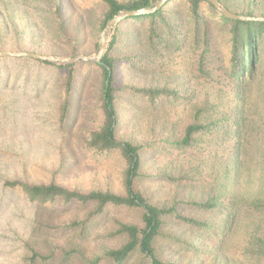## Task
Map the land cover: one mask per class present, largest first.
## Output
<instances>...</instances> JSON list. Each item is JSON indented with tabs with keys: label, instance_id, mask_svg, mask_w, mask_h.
Segmentation results:
<instances>
[{
	"label": "rangeland",
	"instance_id": "374dc122",
	"mask_svg": "<svg viewBox=\"0 0 264 264\" xmlns=\"http://www.w3.org/2000/svg\"><path fill=\"white\" fill-rule=\"evenodd\" d=\"M224 2L238 13L251 11L260 17L264 10L261 0ZM59 5L65 31L59 38H53L48 29L49 1L0 0V11L6 10L5 13L12 16V20L7 21L22 30L21 34L11 35L12 41L6 42V49L0 50V53L29 52L65 58L94 55L102 31L99 21L104 6L97 0H60ZM169 8L174 31L164 29L165 36L156 44V48L148 42L146 27L142 24L123 27V40L115 53L122 59L115 71V87L118 90L126 85L179 87L188 96L195 91L191 101L198 108L207 106L205 102L210 105H216L219 101L223 103L220 110L224 113V121H234L240 114V107L245 104L242 115L244 121H248L246 134L251 141L253 137L257 139V127L261 125L260 121H264V77L260 76L254 84L243 88L236 86L225 72L224 60L227 61L229 57L225 34L224 39L222 35L214 36L209 48L197 52L186 7L176 1ZM26 13L33 15V21L29 16L24 20ZM16 39L20 46L14 44ZM175 41L179 44L173 45ZM203 53L204 73L197 65ZM75 65L78 69L77 87L65 132L59 130L58 124L65 76L45 69L26 71L22 68L14 69L10 74L9 71L4 72L8 69L0 67V80L7 77L10 80L11 75L17 77V88L5 90L0 87V264H106L105 260L98 262L97 257L124 242L123 237L114 235L117 222L141 225L138 211L109 208L104 215L86 222L93 211L91 207L66 205L61 201L40 205L17 191L3 187L6 179H21L34 183L53 181L83 192L123 191L125 163L120 154L96 156L83 149L88 132L101 124L100 112L97 111L100 105V75L89 69L87 63ZM118 94L121 138L151 144L168 135L166 126H175L174 136H182L189 118L178 121L179 112L175 105L171 107L172 114L167 111L146 114L151 108L145 100L127 92ZM170 105L167 103L163 107H156L160 110ZM190 108L192 114L196 107ZM224 125L234 130L233 123L225 122ZM233 141L231 135H223L211 146L209 142L205 143L200 154L198 151L189 152L185 155L186 159L192 164L198 154L202 156L201 160L206 161L205 169L208 170L213 165L215 154H220V160L224 163L230 159ZM220 142L221 145H218ZM254 147L255 144L247 150L246 160L241 167V183L246 187L247 196L259 189L264 177V158ZM180 157L174 150L148 149L143 154V172L154 176L172 161H179ZM151 182L140 180L137 185L154 202L163 203L164 195L157 193L160 184ZM194 213L186 211V214L201 220L210 219V216ZM256 222L249 207L243 204L241 215L223 245L219 244L215 234L188 231L174 225L176 227L167 229V232L181 233L186 239L195 238L199 243L198 250L196 247L194 251L181 250L184 249L181 245L159 243V255L166 262L178 264H256L252 256L246 253L244 244L247 231L254 228ZM34 252L51 257V260L32 263L30 259ZM140 257L137 255L127 264H137Z\"/></svg>",
	"mask_w": 264,
	"mask_h": 264
},
{
	"label": "trees",
	"instance_id": "16d2710c",
	"mask_svg": "<svg viewBox=\"0 0 264 264\" xmlns=\"http://www.w3.org/2000/svg\"><path fill=\"white\" fill-rule=\"evenodd\" d=\"M38 3L46 0H37ZM51 5L48 11L49 35L59 38L65 31L61 17L60 0H47ZM104 6V13L99 21V28L103 30L109 20L124 10L135 11L149 6L158 0H97ZM180 2L184 4L191 20L194 38V48L198 52L201 49L209 48L212 45L214 36L224 34L229 45L228 60H224L225 72L230 81L239 88L254 84L261 76L264 77V22L255 21H234L224 18L206 0H171L158 12L139 17H132L122 21L116 30V34L110 47L102 59L101 63H87L89 69L100 75L98 92L101 124L88 132V137L83 149L96 156H110L119 153L125 163L123 180V191L114 192L112 190H91L83 192L71 190L53 181L49 183H34L21 179H6L3 187L10 191H17L23 194L29 201L48 205L61 201L67 204H77L85 208H93L89 213L86 222L96 217L104 215L109 208L122 209L127 211H138L141 214V225L133 223L117 222L115 236L124 238V242L118 248H111L97 257V261H106V264H127L137 255L140 259L137 264H178L177 262H166L159 255V243L181 245L184 249L198 250V242L195 238H184L181 233L167 232V229L183 227L188 231L215 234L219 244L223 245L225 239L241 215L243 204L249 207V212L256 217L257 222L254 228H250L244 239L246 253L250 254L256 264H264V177L259 189L247 196L242 185L241 167L246 160L247 150L255 144L254 150L262 154L264 158V121H260L258 137L251 141L246 134L248 121L242 115L243 106L240 107V114L234 121H224V113L221 112V101L216 105L198 108L191 100L195 97L185 94L182 88H169L167 86L139 87L126 85L118 90L115 87V71L120 58L116 56L120 42L123 40V27H133L140 25L146 27L148 42L154 48L162 41L165 34L163 30L174 31L170 16L169 6ZM229 11L237 15L246 17H259L253 12H235L224 0H218ZM254 2V1H253ZM264 0H261V3ZM210 10L211 13H208ZM0 11V50L6 49V42L12 41L11 35L21 34L22 30L7 21L12 20L11 15H7L6 10ZM33 21L32 14L26 13L27 17ZM260 17H264L263 13ZM218 18V19H216ZM214 20L216 23H214ZM26 25V24H24ZM23 25V26H24ZM34 26L36 27L35 23ZM38 26V25H37ZM102 32V31H101ZM171 38H174L173 36ZM175 39V38H174ZM178 41L172 43L179 44ZM16 46H20L18 40H14ZM198 69L204 73L205 54H201L197 61ZM4 72L14 71L22 68L26 71L48 70L56 74L64 75L63 101L59 106L58 124L59 130L65 132L67 121H70V106L74 98V90L77 87L78 69L77 65L57 66L52 63L34 60L23 57L0 58V67ZM17 77L11 75L0 80V87L5 90L17 88ZM9 82V83H8ZM8 84V85H7ZM39 86H37V93ZM119 92H127L135 97L145 100L151 110L146 114L159 111H167L172 114V106L177 107L178 121L189 118L181 137H176V127L166 126V137L151 144L137 143L131 139H124L119 136V114L117 103ZM220 100V97H217ZM172 105L158 110L165 104ZM196 107L192 111L191 108ZM169 107V108H168ZM175 107L173 109H175ZM208 110V112H204ZM244 114H246L244 112ZM233 123L234 130H229L224 123ZM231 135L233 138V152L230 159L224 163L220 154H215L212 159V166L206 170V161L201 160L200 155H196L194 163L187 161L189 152L201 153L203 145L209 142L210 146L221 136ZM211 138L207 141V139ZM202 139H200V138ZM221 145V142L218 143ZM163 149L164 152L174 150L180 154L179 161H172L156 175H146L143 172V154L148 149ZM219 153V152H217ZM212 158V157H209ZM223 160V159H222ZM214 168L211 171V168ZM264 172V166H263ZM140 180L152 181V184H160L157 193L164 195V202L159 204L154 202L137 183ZM227 200V201H226ZM229 207V208H226ZM192 211L205 216H210L209 220H201L194 215L186 214ZM212 220V222L210 221ZM172 224V225H171ZM31 262L40 261L47 263L51 257L42 256L34 252Z\"/></svg>",
	"mask_w": 264,
	"mask_h": 264
},
{
	"label": "water",
	"instance_id": "95a60500",
	"mask_svg": "<svg viewBox=\"0 0 264 264\" xmlns=\"http://www.w3.org/2000/svg\"><path fill=\"white\" fill-rule=\"evenodd\" d=\"M171 0H158L152 2L149 6L135 10V11H129L124 10L115 17H113L111 20H109L105 26V28L100 33L99 41H98V47L97 51L94 55H79L72 58H65V57H58V56H45L35 53H29V52H19V53H13V52H2L0 53V58L4 57H23V58H31L34 60L44 61L48 63L55 64L57 66H68V65H75L79 63H101L102 59L106 55L108 48H109V42L111 38L114 36L117 26L124 20L132 17H139V16H146L151 15L156 12H158L160 9H162L168 2ZM208 3H210L224 18L231 19L234 21H255V22H264V17H258V18H251L246 17L243 15H237L229 11L226 7H224L218 0H206Z\"/></svg>",
	"mask_w": 264,
	"mask_h": 264
}]
</instances>
